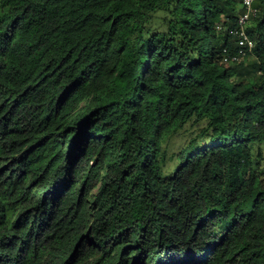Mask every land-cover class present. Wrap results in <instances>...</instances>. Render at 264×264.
<instances>
[{
    "label": "trees",
    "instance_id": "obj_1",
    "mask_svg": "<svg viewBox=\"0 0 264 264\" xmlns=\"http://www.w3.org/2000/svg\"><path fill=\"white\" fill-rule=\"evenodd\" d=\"M256 5L0 0V264H264Z\"/></svg>",
    "mask_w": 264,
    "mask_h": 264
},
{
    "label": "built area",
    "instance_id": "obj_2",
    "mask_svg": "<svg viewBox=\"0 0 264 264\" xmlns=\"http://www.w3.org/2000/svg\"><path fill=\"white\" fill-rule=\"evenodd\" d=\"M257 1L242 0V12L238 16L237 24L231 29L232 34L236 38L237 49L234 54L228 53L226 60L239 61L247 56L249 52H252L255 42L248 33V25L259 12V8L256 5ZM218 28L223 29V24H220Z\"/></svg>",
    "mask_w": 264,
    "mask_h": 264
},
{
    "label": "rangeland",
    "instance_id": "obj_3",
    "mask_svg": "<svg viewBox=\"0 0 264 264\" xmlns=\"http://www.w3.org/2000/svg\"><path fill=\"white\" fill-rule=\"evenodd\" d=\"M0 17H1V7H0ZM245 57H246L247 65L243 71L238 73L237 77H239L240 75L250 76V75L254 74V72L256 70V66H255L256 59L254 57H250V56H245ZM255 156H256L255 161L260 160V162L264 166V144L261 145L260 147L257 146V148L255 149Z\"/></svg>",
    "mask_w": 264,
    "mask_h": 264
}]
</instances>
